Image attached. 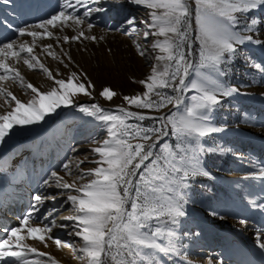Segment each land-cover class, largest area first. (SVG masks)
<instances>
[{
	"label": "rangeland",
	"instance_id": "374dc122",
	"mask_svg": "<svg viewBox=\"0 0 264 264\" xmlns=\"http://www.w3.org/2000/svg\"><path fill=\"white\" fill-rule=\"evenodd\" d=\"M64 2H0V46L12 41L17 44L27 41L31 45L32 37L27 34L21 36L18 29L29 27L36 30L33 26L61 11ZM72 3L75 4V0ZM189 3L192 11L189 35L192 40L190 49L186 51L192 67L186 81L198 78L199 72L203 71L200 68L199 41L194 39L195 3L194 0H189ZM87 7L102 11L93 12L82 25L50 28L54 33L52 37L36 40L33 54L52 71L56 79H67L75 72L78 82H85L87 86L90 81L93 87L88 89L89 95L77 93L74 104L46 116L40 122L39 131L26 132L27 128L17 125L5 142L0 144V239L7 238L5 230L19 226L20 220L34 203V194L55 195L56 200L48 199L38 206L40 212L33 217L31 224L41 227L49 224L51 235L72 246L58 248L52 240L47 241V246L34 239H28L26 243L40 252L49 253L58 264H86L83 254L75 250L82 243L81 239L68 234L75 222L58 217L60 213L64 216L75 215L71 203H65L70 190L55 188L54 179L49 186H41L53 171L69 183L75 181L78 185L91 179H79L81 169L97 167L95 161L99 156L93 148L108 138V124L80 109L84 106L91 110V105L98 104L106 111L118 113V109L125 108L146 116L142 121L130 118L129 124L161 128L160 140L156 141L153 136L154 153L175 161L182 158L199 160L201 174L190 176L184 182L187 186L181 188L185 216L180 217L176 224H171L167 217L162 218L166 230L171 229L173 235H165L158 242L166 247L174 245L175 251H153L151 259L154 264H264V249L260 247L264 243V177L258 175L264 168V44L255 42L264 41V7L238 14L240 23L237 28L242 30L243 35H251L253 40L239 45L235 54L219 66L225 86L236 91L222 95L220 103L207 113L211 125L220 130L196 140L173 134L171 123L167 119H159L169 115L178 118L191 103L194 92H182L179 105L166 104L160 109H137L123 99L124 96L142 95L147 90L140 81L152 74V67L157 62L155 57L162 54L159 49L153 51L150 47L157 37L150 34L145 39L143 36L144 31H152L143 23L150 21L151 9L132 0H99ZM75 11L82 15L85 8L77 5ZM252 19L257 20V24L248 31L244 25H250ZM128 20H134V23L129 25ZM88 23L93 24V28L89 29ZM77 29L82 30L85 36H95L97 39L81 37L67 42L63 40L64 36L78 35ZM49 44L59 59H53L45 51L44 46ZM24 55L27 56V53H21L22 58ZM8 62L19 68L25 83H32L41 92L58 87L39 67L29 69L23 59L19 62L9 59ZM11 81L15 83L14 86ZM0 84L22 102L26 103L31 98V90L15 80ZM14 87L24 92L17 95ZM104 88H110L116 95L111 100L106 99L100 95ZM157 91L162 95L176 96L172 89ZM151 99L155 101L159 97L152 94ZM14 106L10 98L6 103L5 97L0 95V114ZM130 142L141 141L133 139ZM70 161L71 175L63 167ZM78 161H84L79 168ZM165 163L166 160L160 161L161 165ZM204 172L208 175H204ZM72 194L76 193L72 191ZM52 209H56L53 217L44 219ZM53 218L56 223L50 224ZM152 223L155 226L160 221ZM61 224L69 227H60ZM5 259L19 264L16 258ZM28 259L51 264L48 257H37L35 254ZM123 259L117 257L114 249L104 257L105 264H121ZM0 264L4 262L0 261Z\"/></svg>",
	"mask_w": 264,
	"mask_h": 264
},
{
	"label": "snow or ice",
	"instance_id": "6c2138e0",
	"mask_svg": "<svg viewBox=\"0 0 264 264\" xmlns=\"http://www.w3.org/2000/svg\"><path fill=\"white\" fill-rule=\"evenodd\" d=\"M0 2L8 3L10 0ZM98 2L99 0H75L73 4L72 0H65L61 11L33 26L36 30L29 27L18 29L21 36L27 34L32 37L31 45L27 41L19 44L12 41L0 46V72L3 73L0 74V82L15 80L32 93L31 98L25 103L0 84V95L5 97L6 103L10 98L15 105L10 111L0 114V144L5 142V138L13 132L15 126L37 124L62 106L74 104L77 93L90 94L88 89L93 87L90 81L87 82V86L85 82H78L75 72L67 79H56L52 71L33 54V48L37 38L43 39L54 35L50 28L84 24L85 18L91 16L93 12L102 11L99 8L87 7ZM132 2L151 9L150 21L143 23L152 31H144L143 36L145 39L150 34L157 37L150 47L153 51L159 49L162 54L155 57L158 63L153 67L152 74L146 80L140 81L147 90L142 95L124 96L123 99L137 109H160L166 104L179 105L180 93L194 92L191 103L178 118L169 115L159 119H167L172 125L173 134L189 140L204 138L219 131L220 129L211 125L207 113L220 103L222 95H230L236 91L235 88L229 89L225 86L219 66L226 58H231L235 54L239 45L253 40L251 35H243L242 30L237 28L240 23L238 14L264 7V0H194L196 17L194 39L199 41L200 68L203 71L199 72L198 78L187 81L189 69L192 67L186 51L190 49L192 40L189 35V29L192 27L189 0H132ZM77 5L85 8L82 15L76 14ZM127 23L132 25L134 20H128ZM256 24L257 20L252 19L250 25L245 23L244 28L251 31L252 26ZM87 27L91 29L93 24L88 23ZM77 31L78 35L64 36L63 40L67 42L81 37L97 39L95 36H85L82 30ZM133 31L136 29L133 28ZM160 37L163 39H159ZM255 42L264 44V41L260 40ZM44 47L49 56L59 59L51 51L52 45ZM21 53H27V56L22 58ZM141 55H144V52H141ZM9 59L17 62L23 59V63L29 69L39 67L58 87L41 92L32 83H25L24 77L8 62ZM157 89H172L176 96L162 95ZM152 94L159 99L152 100ZM100 95L111 100L116 93L110 88H104ZM80 110L108 124V138L93 148L99 156L95 161L97 167L81 169L82 175L79 179L83 180L84 177L91 179L78 185L75 181L69 183L53 171L41 187L49 186L50 181L54 179L55 188L70 190L65 203H71L75 215L62 219L75 222L68 234L81 239L82 243L75 250L83 254L86 264H105L104 257L113 249L116 250L117 257H124L121 264H154L151 259L153 251L161 253L175 251L174 245L166 247L158 242L165 235L169 237L173 235L171 229L166 230L162 218L167 217L171 224H176L180 217L185 216L181 188L187 186L184 182L190 176L201 174L199 160L189 161L182 158L181 161H175L154 153L153 136L159 141L162 129L142 128L138 124H129L130 118L140 121L146 119L140 112L125 108L118 109V113L111 112L98 104L91 105V110L84 106H81ZM133 139L141 142L131 143L130 140ZM161 160H166V163L161 165ZM82 163L84 161H78L77 167L79 168ZM70 164L71 161L63 165L69 175ZM203 174L208 175L207 172ZM258 175L264 177V168ZM72 191L76 194H72ZM48 199L56 200L57 196L49 197L42 192L34 194V203L20 220L19 226L5 230L7 238L0 239V261L4 264H13L12 261L5 259L9 257L16 258L19 264H48V261L39 259L29 260L31 254L48 257L51 264H58L49 253L40 252L36 247L27 244L28 239L39 240L45 246L48 240H52L58 248L72 246L51 235L52 228L49 224L43 227L31 224L33 217L40 212L38 206ZM55 211L56 209L50 210L44 219L53 217ZM153 221L160 223L153 226ZM55 223V218L51 219L50 224ZM60 227L69 226L61 224ZM260 247L264 249V243H261Z\"/></svg>",
	"mask_w": 264,
	"mask_h": 264
},
{
	"label": "bare ground",
	"instance_id": "6f19581e",
	"mask_svg": "<svg viewBox=\"0 0 264 264\" xmlns=\"http://www.w3.org/2000/svg\"><path fill=\"white\" fill-rule=\"evenodd\" d=\"M65 30H66V29H65ZM55 34H56V33H55ZM26 40H27V38H26ZM41 49H42V48H41ZM65 49H66V47H65ZM16 50H17V49H16ZM37 51H38V50H37ZM44 53H45V52H44ZM24 56H25V55H24ZM20 60H21V59H20ZM10 61H12V59H10ZM13 61H14V60H13ZM20 63H21V62H20ZM157 63H158V62H156L155 65H157ZM25 66H26V65H25ZM152 66H153V65H152ZM153 67H154V66H153ZM153 67H152V68H153ZM152 68H151V69H152ZM17 69H19V68H17ZM150 73H151V72H150ZM25 74H26V73H25ZM27 74H28V73H27ZM32 75H33V74H32ZM34 76H35V75H34ZM15 82H16V81H15ZM31 82H32V81H31ZM11 83H12L13 86H14L15 83L12 82V81H11ZM15 86H16V85H15ZM14 89H16V87H14ZM22 89H23V88H22ZM144 90H145V89H144ZM16 91H17V92H16L17 95H21L22 92H24V90H20L19 88H17ZM144 92H145V91H144ZM63 107H65V106H62V108H63ZM57 110H59V109H57ZM54 113H55V112H54ZM45 119H46V117H45ZM39 125H40V122L37 123V124H33V125H24V126H22V127L28 129V130H26V132H30V131H33V130H34V131H39V128H40ZM36 134H37V133H34L33 135H36ZM6 147H8V146H6ZM58 217H59L60 219H62V217H65V216H64L63 213H60ZM63 220H64V219H63ZM58 221H60V220H58ZM123 260H124V259H123ZM137 260H139V258H137ZM231 264H236V263H233V262H232Z\"/></svg>",
	"mask_w": 264,
	"mask_h": 264
}]
</instances>
